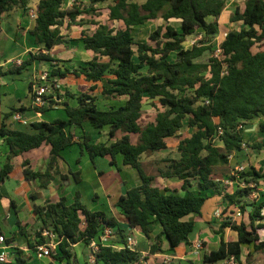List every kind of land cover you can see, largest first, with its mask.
<instances>
[{
  "label": "trees",
  "instance_id": "1",
  "mask_svg": "<svg viewBox=\"0 0 264 264\" xmlns=\"http://www.w3.org/2000/svg\"><path fill=\"white\" fill-rule=\"evenodd\" d=\"M89 1L92 5L110 2V20L123 22L124 27L117 29L91 21L96 28L91 34L83 33V44L85 50L94 53L93 59L72 71L68 68L63 71L59 67L51 72V78H65L72 74L93 83L89 91L78 95L68 93L77 100V106L64 104L67 119L52 123L34 122L32 132L10 130L3 125L0 136L5 138L10 154L9 162L0 170V184L13 171L11 161L14 157L47 143L52 146V151L45 172H34L28 161L23 164L26 180H39L42 188L47 187L61 153L75 143V135L70 129H83V125L89 123L98 131L108 128L107 142H93L87 134L80 137L79 145L87 151L92 163L97 157L109 156L111 164L120 170L117 156L121 155L124 166L139 174L141 184L129 189L116 204L131 230L150 238L153 225L158 223L163 227L162 235L168 241L170 251L183 243L188 245L196 227L195 219L190 217L202 214L209 199L207 192L213 190L228 203L226 212L235 214L236 210H229V207H238L241 216L248 214L249 222L244 219L236 221L233 216H228L218 232L222 236L220 248L206 251L204 262L215 264L233 258L231 264H244L243 246H252L256 253L264 252V199L246 200L257 192L253 183L258 185V180L264 179V171L248 169L238 177L227 175L233 183H238L232 193L226 191L227 187L223 188V181L215 178L217 167L228 166L230 156L240 155L248 146L244 138L246 126L262 117L259 131L264 133V0H245L244 7L236 9L230 21L241 22L244 26L228 32L218 48L212 39L219 34V18L228 0ZM29 2L0 0V28L6 12L16 6L27 11ZM64 5L65 0H40L36 7V25L30 33L35 43L47 51L66 43L61 33L65 21L68 20L69 25L85 24L84 20H79L85 10L75 4L69 8ZM159 18L167 24L152 32L148 41L135 39V28ZM173 19L180 21V29L168 24ZM199 32L203 33V39L191 48H184L188 37ZM255 48H258L257 52ZM207 52L213 54L209 61L199 62ZM173 54L175 60L171 61ZM29 57L21 66L8 72L0 68V77L22 73L34 60L56 61L44 53ZM100 84L105 99L125 98V101L119 106L101 109L96 94ZM146 98L158 101L163 110L157 113L155 121L143 125ZM55 103L51 100L49 106L36 110L45 113ZM185 126L195 131L180 140L178 156L164 160V166L158 170V176L163 179L181 180L185 192L182 194L178 190L157 186V175L147 173L142 157L167 150L168 138L176 137ZM119 133H122L121 137ZM132 135L138 136L136 143ZM248 147L261 150L264 143ZM74 178L80 182L81 172L74 173ZM81 199L77 191L72 204L62 197L58 201H48L45 206L34 205V213L42 228L36 233V243L29 241V248L45 244L42 233L49 229L60 241L58 252L51 255L52 264H74L71 248L79 243L90 246L94 240L99 242L104 228L110 226L115 229V238L119 240L112 239L109 246L99 245L98 252L94 253L96 264L138 262L140 254L136 250L115 248L126 245V230L105 212L90 210ZM18 226L28 237L20 222ZM226 229L236 232L237 240L225 239ZM162 240V236H157L151 245L152 254L162 251ZM13 241L14 237L7 238L8 244ZM11 255L14 260L10 264H29L23 250L13 249Z\"/></svg>",
  "mask_w": 264,
  "mask_h": 264
},
{
  "label": "crops",
  "instance_id": "2",
  "mask_svg": "<svg viewBox=\"0 0 264 264\" xmlns=\"http://www.w3.org/2000/svg\"><path fill=\"white\" fill-rule=\"evenodd\" d=\"M66 1L68 2L71 0H65V3ZM39 2L40 0L37 1L35 7L38 6ZM225 10L219 18V23H223L224 25H226L228 21L231 22L230 17L232 14H226ZM35 25L36 20L31 19L30 15L18 6L6 12L2 17L0 28V68H2L3 72L18 68L21 66L22 62L30 58L29 56L31 54H49L56 59V61L34 60L31 65L23 70L22 73L7 74L0 77V129L5 125L10 130L32 132L31 124L34 122L52 123L57 119L65 120L67 119V115L64 104L69 103L72 107L77 106V100L68 96V93L71 95H78L82 91H88L89 87L93 85V83L87 82L84 77L77 78L72 74L67 75L65 78H51L50 76L51 83H53V86L55 84L58 89L55 95L53 94L50 96V98L56 103L45 113H40L36 110V107H34L32 103L33 95L31 93L30 84H33L37 75L42 72H49L51 75V72L54 69H58L57 67H54V65L56 66V63L59 62L57 59L62 60V62H59L60 65L58 67L61 66L60 68L63 71L65 68L72 71L79 68L81 64L84 65L91 61L94 57V53L85 50L83 33H93L96 26L94 30L90 32L86 30L84 26L85 24L69 25L68 20L65 21L64 25L61 27V33L66 43L56 46L51 51H47L43 46H39L35 43V38L30 33ZM9 46H13L14 49L10 53H7L6 49ZM65 60L70 62V66L63 62ZM25 71L28 73L27 80L22 77V74L25 73ZM69 76H74V78H76L75 84H67L64 82L68 80ZM77 83H79V87L77 86ZM66 85L67 88H69L68 90ZM80 87L83 89L86 88V90H80ZM22 109L25 111H22ZM28 113H30V115ZM16 114H20L22 120H16ZM87 125L90 124L85 123L83 129L77 127H72L70 129L75 135V143L69 148L72 149L75 146H78L81 151V157L78 158V155L76 154L72 155L73 157H68L67 153L70 149L68 148L69 150H64L61 153V157L58 158L55 167L51 171L53 179L49 182L47 187L42 188L39 180H26L23 166L24 162L28 161L31 170L34 172H45L51 162L52 151V146L47 143H44L41 147L24 153L23 155L14 157L11 161L13 171L10 173L9 178L0 184V210L3 211L1 220L7 219L8 225L11 226L12 229L11 234L4 230L2 228L3 222L1 221L0 235H4L6 238L14 237V241L10 244L12 245L11 250H23L26 258L29 259V264H52L51 258L39 257L38 254L33 249L29 248L28 245L29 241L36 243L37 229L41 225L37 219V215L34 213V205L45 206L48 201H58L62 197H66L69 204L74 203L77 190L80 185L85 182V165H88L89 167L90 165H94V171L96 175H98L99 180H103L101 177L105 176V173L100 172L98 166H95L90 159H87V154L83 152L79 145V142L82 140L79 138L81 137V131H84V134L91 136L93 142H107L104 140L102 141L101 139L97 141L96 138H93V132L97 130H92V128V132L90 130L91 134ZM247 128L248 126L245 127V130H247ZM119 136L121 137V135ZM246 136L245 131L244 138ZM245 140L247 139L245 138ZM9 154L10 147L7 145L5 138L0 136V170L9 162ZM105 158L106 160L108 159L107 162L111 161L109 156ZM123 167V169L129 168V166ZM114 169L116 168L114 167ZM78 171L81 172L80 182H77L74 178V173H77ZM227 175L230 176V174H225L222 178H215L225 183L226 180L229 179V177H226ZM115 181L116 186L113 188H111V186L106 188L105 185L100 186L106 199L100 195L99 191H94L93 203L95 204L93 207L85 205L92 211H103L108 217L115 218L119 223V226L126 230V236H130L134 239L136 243L135 250L140 254V259L135 264H206L204 262L205 252L216 251L221 246L222 236L218 232L220 231L222 223L228 216H233L236 221L244 219L247 223L249 222L247 213L239 216L238 212L241 214V210H239L238 207L235 209L234 206H230L229 210H236L235 214H231V211L226 212L225 209H228V203L223 197L216 194L213 190L208 191L207 195L209 196V199L207 201L211 202V204L202 209V214L200 216L192 215L190 217L195 219V229L197 228L198 230L197 234L193 239H190L189 237L190 244L187 245L183 243L177 247L176 250L170 251L168 249L169 243L162 235L163 227L160 224L155 223L153 225V231L150 238H148L141 232L131 230L128 220L116 205L119 198L129 189L139 186L141 180L138 181L136 185L130 186L128 185V181L123 180L115 174ZM156 185L162 189L169 188L172 190H178L182 194L185 193L182 190L183 182L178 179H165L162 186L157 183ZM195 189L196 188H193V190ZM234 189V186H230L227 187L226 191L232 193ZM254 199L259 198H253L251 202H253ZM260 199H264V194H262ZM103 200L104 202L101 205V201ZM247 201L250 202V200ZM12 202L14 205L11 204ZM97 202H99L98 206L96 205ZM219 209L224 211V218L219 219L215 217V213ZM248 209H251V207ZM6 210H8V213H6ZM18 222L22 224L21 227H23V230L29 234L28 237L20 232ZM157 236H162L163 238L161 242L162 251L152 254L151 245L156 242ZM224 236L225 239L232 238L233 240H237L236 232L231 229H226ZM115 240L118 241L119 239L115 238ZM198 241H202L204 244V249L202 251H196L194 248L195 243ZM58 246L53 248V253L58 252ZM71 252L74 257V264H96L95 256L90 246H87L84 243L74 245L71 248ZM263 258L264 252L256 253L252 246H243L242 261L244 264H264ZM53 264L66 263L53 262ZM215 264H231V260H225Z\"/></svg>",
  "mask_w": 264,
  "mask_h": 264
},
{
  "label": "rangeland",
  "instance_id": "3",
  "mask_svg": "<svg viewBox=\"0 0 264 264\" xmlns=\"http://www.w3.org/2000/svg\"><path fill=\"white\" fill-rule=\"evenodd\" d=\"M37 1L38 0H30L28 9L26 11L28 14L32 8H35V6L37 5ZM244 3H245V0H228V4H227L226 10H225L226 14H229V13L233 14L238 7L243 8ZM73 4L77 5L81 9L85 10V14H83L81 17H79V20H84V23H85L84 26H85L86 30H88L90 32L93 31L95 28V25H93L91 23V21H93V20H95L96 22H102L103 24H107L112 28L119 29V28L124 27L123 22L110 20V17H109L110 2L92 5V3L89 0H71L68 2L66 1L65 7L69 8ZM92 9H95V10H92ZM210 20L212 21L213 19H210ZM166 24H167V22H165L161 18H159L155 21H151V22L147 23L146 25L135 28L134 33H133L134 37L137 41H148L149 35L152 32H154L159 26L166 25ZM168 24H170V25H172L178 29H180V26H181L180 21L175 20V19L169 21ZM219 24H220L219 34L215 38L212 39V43L214 44L215 48L219 47V45L222 43V41L224 40V38L228 32H230L231 30H239L240 28H242L244 26L241 22L232 24L229 21L226 23V25H224L223 23H219ZM73 25H76V24H73ZM64 28H65V26H64ZM70 30H71V28H70ZM202 39H203V33L199 32L197 34H194V35L188 37L187 41L184 43V48H186V49L191 48L194 44L199 43L200 40H202ZM13 49H14L13 46H9L6 49V52L10 53ZM257 51H258V48H255V52H257ZM212 55L213 54L211 52H207L198 61L203 62V63H207ZM175 56L176 55L173 54L170 57V60L174 61ZM57 60L59 62H62L61 59H57ZM59 62L58 63L55 62L56 66L54 65V67L59 68L58 67L60 65ZM63 62L66 63L68 66H70L69 65L70 62H68V60H65ZM27 74L28 73L26 71H25V73L22 74L23 79L27 80V78H28ZM64 82H66L67 84H75L76 78H74V76H69L68 80H66ZM78 84L79 83H77V86L79 87ZM102 84H100V88L96 91V94H98V96H99L98 104H99L101 109H110L112 107L119 106L122 102H124L125 99H120V100H114L113 99L114 101L110 100V99H105L104 96L101 95V87L103 86ZM52 88H53V90H51V88H50L51 91L49 90V96H52L53 94L55 95L58 91L55 84ZM66 88H67V85H66ZM68 89L69 88H67V90ZM81 89L86 90V88L83 89L82 87H80V90ZM160 110H163V108L158 103V101H152L149 98H146L144 100L143 116H142V120H141L142 124L146 125L150 122L155 121L157 113ZM28 114L30 115V113H28ZM261 121H263L262 117L256 118L253 122H251L248 125L247 130H245L246 135H247L245 137L247 139V140H245V142L248 143V146H251V145L257 144V143H264V133H261L259 131V123ZM87 126H88L89 132H90L92 127L90 125H87ZM92 130H94V129H92ZM92 130H91V132H92ZM194 131H195V129L190 128L188 126H185L178 133V135L176 137L168 138V140H167L168 149L167 150L155 152V153H148V154L143 155V157H142L143 166H144V168L148 174L157 175V179H156L157 184L162 186L164 183V180H165V179L161 178L160 176H158L159 175L158 170L164 166V160L177 157L178 156V150L177 149H178V144H179L180 140L190 137ZM84 133H85L84 131L83 132L81 131V133H80L81 137L83 136ZM119 135H122V133H119ZM92 136H93V138H96L97 141L99 139H101L102 141L103 140L108 141V128L103 130V131L97 130V131L93 132ZM132 139H133V142L136 143L138 141V136L132 135ZM217 143L221 144L218 141H217ZM248 146L245 148L244 152L241 153L240 155L236 156L235 159L232 162H230V164L228 166L217 167L215 177L216 178H222V176L224 174H230V176L232 177L233 172H235L236 168L240 167V166H246L247 170L248 169H250V170L255 169V170H261V172H263L264 171V148L261 150H257V149H253V148L248 147ZM72 152H74V153H72ZM80 152H81L80 148L78 146H75L74 148H72L68 151L67 156L73 157L72 155L76 154V155H78V158H80L81 157ZM83 152H85L87 154V159H90V156L87 153V151H85V149H83ZM107 160L105 157L104 158H102V157L95 158V163H94L95 166H98L100 172L105 173L104 174L105 176L101 177V178H103V180H99L98 175H96V173L94 171V165L93 166L90 165V167L88 165L84 166L85 182L80 185V187L77 191L80 193V195L82 197V202L89 207H93V205L95 204V203H93L94 191H99L100 195L104 199H106V196L103 194L102 190L100 189V186L105 185L106 188H108L109 186H111V188L115 187L116 186L115 174H117L123 180L128 181L129 182L128 185H130V186L136 185V183L138 181H140L139 174L136 170H134L131 167H129L127 169H123L124 164H123V158L121 155L117 156V164H118V167L120 168V170H118L115 166H113L111 164V161L107 162ZM114 167L116 169H114ZM249 180H251V179H249ZM253 185L256 186L257 192H255L253 195H251L250 198L246 199V200H250V202L252 201L253 198H259L262 196V194H264V179H260V181L258 180V185H255V183H253ZM222 186H223V188H224V186H225V188L230 187V185H228L226 182ZM233 186L235 188L236 186H238V183H234ZM241 186H243V184ZM103 202H104V200L101 201V205L103 204ZM210 204H211V202L206 201L203 208L207 205L209 206ZM96 205L98 206L99 202H97ZM6 213H8V210H6ZM2 216H3V211L0 210V223L2 224V222H3L2 228L11 234V230H12L11 226L8 225L7 219L1 220ZM221 218H224V211L222 213V216L219 219H221ZM41 228H42V226L40 225L38 227L37 231H39ZM197 231L198 230L196 228L193 231V233L190 235V239H193V237L197 234ZM36 239H37V237H36ZM57 241L58 240L56 239L55 242H57ZM13 260L14 259H12V262H13ZM263 261H264V258H263Z\"/></svg>",
  "mask_w": 264,
  "mask_h": 264
},
{
  "label": "built area",
  "instance_id": "4",
  "mask_svg": "<svg viewBox=\"0 0 264 264\" xmlns=\"http://www.w3.org/2000/svg\"><path fill=\"white\" fill-rule=\"evenodd\" d=\"M29 15L31 19L36 20L37 18V11L36 7L32 8L29 12ZM53 83L50 81V74L49 72H42L41 74L37 75L35 78L33 84H32V90L31 93L33 95L32 103L33 106L36 108H42L45 106L50 105V101L52 100L49 96V90H53ZM50 90V91H51ZM16 120H22V117L20 114H16L15 116ZM246 145H244L245 147ZM235 159L234 155L230 156V162H232ZM247 171L246 166H240L236 168V171L233 172V176H237L243 172ZM226 183L230 186H233V181L228 179L226 180ZM223 210L219 209L215 213L216 218H220L222 216ZM238 215L240 216V212H238ZM43 237L45 238V244L42 245H36L33 249L39 257L42 258H51V255L53 253V248L59 245V239L58 237L49 229H44L42 233ZM115 229H113L110 226H106L103 230V233L101 235L100 241H92L90 248L93 252H98L99 245L102 244L103 246H109L111 245L112 239L115 238ZM58 240L55 242V240ZM129 248L130 250H135L136 243L132 237H128L126 245L122 246H115L116 249H122V248ZM11 248L12 245L7 243V238L4 235H0V262L5 264L12 263L13 256L11 255ZM196 251H202L204 249V244L202 241H198L195 243L194 246ZM231 263H234L233 258L231 259Z\"/></svg>",
  "mask_w": 264,
  "mask_h": 264
}]
</instances>
